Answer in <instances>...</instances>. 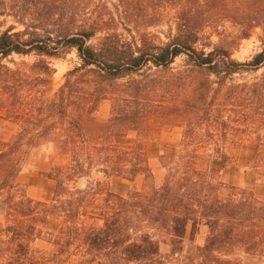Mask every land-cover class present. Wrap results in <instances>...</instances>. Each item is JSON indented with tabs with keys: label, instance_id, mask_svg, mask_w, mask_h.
Masks as SVG:
<instances>
[{
	"label": "trees",
	"instance_id": "obj_1",
	"mask_svg": "<svg viewBox=\"0 0 264 264\" xmlns=\"http://www.w3.org/2000/svg\"><path fill=\"white\" fill-rule=\"evenodd\" d=\"M167 8L176 10V33L165 44L138 43L120 31ZM224 22L239 39L264 31V0H0V117L18 125L0 139V264H165L162 244L180 254L201 225L206 241L182 264H250L239 252L264 256V196L226 184L216 166L249 142L264 168V71L222 92L235 73L264 67V46L247 61L224 46L200 48L203 30ZM73 49L81 62L51 94L55 70L46 58ZM15 54L39 58L22 62L26 72ZM182 54L221 79L211 96L202 94L181 141L161 146L166 175L156 186L146 139L158 130V116L180 106L164 94L163 75L141 71L150 63L168 68ZM103 101L110 115L92 133L86 122ZM42 145L53 151L48 200L14 184L27 153ZM95 174L144 176L148 187L119 194ZM40 243L51 248L48 256L36 255Z\"/></svg>",
	"mask_w": 264,
	"mask_h": 264
},
{
	"label": "rangeland",
	"instance_id": "obj_2",
	"mask_svg": "<svg viewBox=\"0 0 264 264\" xmlns=\"http://www.w3.org/2000/svg\"><path fill=\"white\" fill-rule=\"evenodd\" d=\"M107 1L111 2L114 0ZM175 15V9L167 8L160 16L149 14L147 19H145L149 22L147 24L139 23L138 27L132 24H121L120 31L126 38L135 39L138 43L143 38L148 44H165L176 33ZM9 22H11L10 19ZM125 26L132 28V30H126ZM5 28L6 25L2 29ZM217 30L213 27H206L201 33V40L198 46L200 48L205 47L206 51L211 48L208 44L224 46L239 61L250 60L264 46V31L260 27L252 30L248 38L242 39L237 38L238 29L229 22L220 24ZM219 32L224 33V35H219ZM38 58L39 56L35 54L27 56L15 54L12 56V59L21 64V67L26 72H31L30 67L22 65V62L32 64ZM46 59L55 70L53 74V89L51 90V94H53L65 82L67 72L78 66L81 60L75 49L68 51L61 57H47ZM8 63L15 67L13 63ZM263 71L264 67L258 71L235 73L226 80V85L223 87L222 92H225L232 83L254 81ZM141 72L163 75L168 82L164 94L167 98L177 100L180 106V111H168L165 116H158L156 118L158 130L152 132L146 139L149 163L154 174V184L161 186L166 175V169L159 160L161 146L165 143L178 144L181 141L187 120H193L196 117L195 106L199 103L202 94L205 93L211 96L219 85L221 78L216 74L209 73L206 69L196 66L186 54L176 57L168 68L157 67L150 63ZM134 77H137V75H134ZM109 115L110 102L103 101L95 113L96 119L87 121L86 127L92 133H97L99 124L105 122ZM17 130V124L0 117V139H9ZM262 131L264 133V129ZM230 154L232 156L230 162L224 163L220 160L216 162V166L220 169L221 179L226 184L252 188L257 194L264 196V168L258 169L256 167L257 150L255 147L249 142H241L236 148L231 149ZM52 155L53 151L47 145L32 148L20 164V171L14 178V184H17L19 189H22L35 199H51L55 189V181L48 176ZM93 177L107 181L110 189L119 194H127L133 190H142L148 187L144 176H138L135 180L119 175L107 178L103 174H95ZM86 181L87 179L83 178L80 181L81 185H84ZM222 191L227 193L226 188ZM3 217L4 213L0 205V219ZM207 234L208 227L206 225L200 226L199 232L193 239H191L188 232L183 243V251L176 255L171 254L170 246L163 243L161 249L167 257L165 264H182L187 255L194 254L198 246L204 245ZM39 248L41 251L36 254L37 256L49 255L50 247L40 243ZM239 255L250 264H264V256L251 259L242 252H239ZM66 264L78 263L73 261Z\"/></svg>",
	"mask_w": 264,
	"mask_h": 264
}]
</instances>
